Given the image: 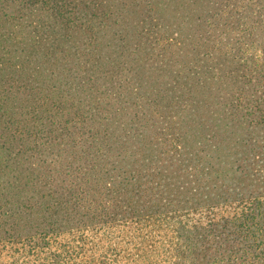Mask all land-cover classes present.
Wrapping results in <instances>:
<instances>
[{
	"label": "trees",
	"instance_id": "16d2710c",
	"mask_svg": "<svg viewBox=\"0 0 264 264\" xmlns=\"http://www.w3.org/2000/svg\"><path fill=\"white\" fill-rule=\"evenodd\" d=\"M0 264H264V0H0Z\"/></svg>",
	"mask_w": 264,
	"mask_h": 264
}]
</instances>
